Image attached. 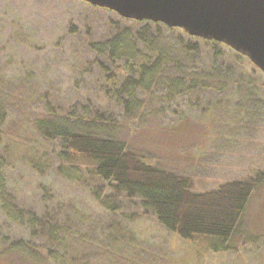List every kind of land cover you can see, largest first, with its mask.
<instances>
[{"label":"rangeland","instance_id":"1","mask_svg":"<svg viewBox=\"0 0 264 264\" xmlns=\"http://www.w3.org/2000/svg\"><path fill=\"white\" fill-rule=\"evenodd\" d=\"M100 10L79 0H0V88L6 92L0 99L2 111L10 113L2 125L8 192L36 216L41 203L50 224L62 225L60 242L31 240L0 213V239L7 240L0 245L27 242L37 264H264V181L245 208L229 242L232 249L215 252L206 239L184 241L166 231L139 200L88 175L82 159L74 161L79 182L56 175L58 146L42 141L30 122L44 113V102L61 114L74 102L104 111L96 105L106 107L105 82L86 44L109 37L106 20L119 18ZM158 35L163 42L173 36L162 27ZM231 66L230 78H221L223 89L198 101L191 91L163 106L153 88L139 96L144 113L131 119L111 103L108 113L116 128L108 135L126 142L146 164L189 177L194 192L264 172V74L244 59L242 67ZM0 264L32 263L9 253L0 256Z\"/></svg>","mask_w":264,"mask_h":264},{"label":"trees","instance_id":"2","mask_svg":"<svg viewBox=\"0 0 264 264\" xmlns=\"http://www.w3.org/2000/svg\"><path fill=\"white\" fill-rule=\"evenodd\" d=\"M118 18L117 21L106 20L112 27L109 37L86 44L89 52H93L92 63L105 82L106 87L101 93L106 107L96 105L104 111L96 110L90 103L74 102L66 113L61 114L44 102V113L31 119V128L42 141L58 146V150H54L56 175L69 182H79L74 161L82 159L89 165L88 175L126 199L139 200L142 208L151 212L166 231L184 241L206 239L215 252L228 251L232 249L229 242L239 227L254 189L264 181V172H258L248 180L225 182L210 191L194 192L189 177L146 164L140 155L128 149L126 142L108 135V129L116 128L108 110L113 103L124 119L144 113L146 103H142L139 96L149 95L153 88L162 95L159 103L163 106L168 101L183 99L191 91L195 92L194 99L198 101L203 95L217 94L223 89L226 82L221 78H230L234 73L231 62L236 68L241 66V59L252 63L221 43L192 37L183 29ZM159 27L173 35L169 42L160 39ZM216 81H221L222 86ZM0 94L6 92L0 88ZM203 110L209 109L204 107ZM9 115L2 111L0 99V213L7 222L24 230L31 240H41L44 236L48 241L60 242L62 225L54 227L50 224L47 209L41 203L35 209L42 214L36 216L14 193L8 192L10 181L5 171L8 163L2 149L7 134L2 125ZM66 164L73 168L69 169ZM31 168L41 172L35 163ZM42 201L44 199H40ZM100 204L114 211V208ZM2 239L3 243L7 241ZM0 246V256L16 253L31 260L32 264L38 262L27 242L15 241Z\"/></svg>","mask_w":264,"mask_h":264},{"label":"water","instance_id":"3","mask_svg":"<svg viewBox=\"0 0 264 264\" xmlns=\"http://www.w3.org/2000/svg\"><path fill=\"white\" fill-rule=\"evenodd\" d=\"M133 21L221 43L264 74V0H79Z\"/></svg>","mask_w":264,"mask_h":264}]
</instances>
